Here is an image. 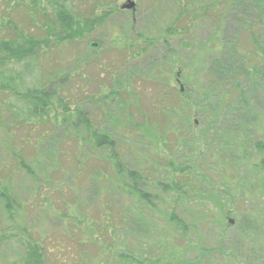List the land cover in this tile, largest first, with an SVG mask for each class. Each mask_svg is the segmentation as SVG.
I'll list each match as a JSON object with an SVG mask.
<instances>
[{"label": "rangeland", "instance_id": "obj_1", "mask_svg": "<svg viewBox=\"0 0 264 264\" xmlns=\"http://www.w3.org/2000/svg\"><path fill=\"white\" fill-rule=\"evenodd\" d=\"M102 1L103 11L110 14L106 22L75 47L77 59L70 50L60 56L63 67L59 71H71L70 81L62 90L71 94L74 89L80 99L78 104L94 125L114 136L122 151L124 167L140 172L145 181L140 191L149 194L152 205L139 202L136 197L117 194L110 183L84 176L76 180L73 174H65L57 168L55 172L49 171V188L45 183L41 187L35 184L40 181V174L33 180L32 176L36 175L20 174L11 179L15 196L31 206L26 210L22 226L33 237L41 241L47 238L48 242L51 237L63 239L60 234L65 229L71 238L79 239L85 246L83 249L89 255L86 264H121L120 255L129 259L124 261L127 264H264V169L257 180L228 152L233 134L250 135L252 129L255 134L264 133V84L260 83V89L252 96L260 104L250 103L253 111L261 112L246 124L223 113L225 110L217 109L216 113L214 109L197 110L191 104H201L203 93L212 99L228 89L227 83L216 91L212 85L211 76L217 71L212 65L215 58L220 72L226 69L237 74L239 70L240 57L231 53L229 47L222 53L217 43L230 41L235 35L237 40L248 42L244 32L247 27L250 33H260L261 37L259 26L264 22L255 16L250 17L246 25L235 19V22H224L226 31L220 32L214 44L211 22L193 23L184 17L180 19L185 26H191L189 32L179 39H167L164 31L178 16L174 0H130L132 9H122L127 5L126 0ZM83 8L88 13L94 11L96 17H101L103 12L92 4ZM172 23L180 25V22ZM240 25L241 32L238 31ZM262 30L264 32V28ZM143 40L151 41L148 51L130 58L143 47ZM83 74L87 78H83ZM183 74L189 77L183 80ZM116 76L120 81L116 86L120 88L116 89L119 95L111 101L104 97V92L107 82H113ZM174 87L185 94L191 111L167 114L164 120L155 115L153 106L160 95L168 94L173 98L169 88ZM212 114L216 115L212 117ZM166 120L168 122L164 123ZM142 122L145 128L134 127ZM205 129L206 133L199 136ZM68 133L65 127L55 130L54 141L46 144L51 151L41 156L45 168L54 152L57 155V152L70 151ZM88 151L83 150V155ZM246 153L248 158L254 159L253 151L247 149ZM63 157L58 155L61 165L66 164ZM5 159V152L0 149V169ZM171 159L179 167L189 168L184 169V174L193 183L178 199L159 191L161 183L158 182H166L168 176L164 164ZM100 168L98 170L107 174L108 165ZM89 170L92 174L98 173L93 171V164L89 165ZM105 207L112 208L106 218L111 217L113 221L118 218L117 210H121V230L108 229L110 224L106 221L107 235L99 237L97 227L104 220L100 213ZM47 210H50L48 214ZM170 213L185 224L183 231L168 225L166 219ZM61 215H66V220ZM72 224L75 225L71 233ZM2 228L5 243L1 262L11 264L18 249L21 251L19 231L8 224Z\"/></svg>", "mask_w": 264, "mask_h": 264}, {"label": "trees", "instance_id": "obj_2", "mask_svg": "<svg viewBox=\"0 0 264 264\" xmlns=\"http://www.w3.org/2000/svg\"><path fill=\"white\" fill-rule=\"evenodd\" d=\"M174 3L178 16L170 21L164 31L167 39H179L189 32L191 26H185L184 20L180 19L184 17L193 23L200 20L211 22V42L214 44L220 38V32L226 31L224 22H233L235 19L246 25L252 16L264 22V0H174ZM91 4L101 8V12L105 8L102 0H0V149L6 154L5 163L0 169V254L5 243V236L2 235L4 224L19 231L21 248L10 260L11 264H86V258L89 257L85 246L79 243V239L71 238L65 229L60 234L63 239L59 240L56 236L51 237V242H48L47 238L41 241V238L33 237L30 231L22 226L26 210L31 206L27 205L26 201L19 200L11 188V179L20 174L27 177L36 175L32 176V180L40 174V181L37 180L35 184L41 187L45 183L49 188V171L59 168L65 174H73L76 180L84 176L86 179L97 178L99 182L110 183L117 194L136 197L139 202L152 205L148 199L149 194L140 191L141 185L145 183L139 175L140 172L124 167L122 151L114 136L94 125L90 116L82 110L80 103L78 104L80 99L74 89L71 94L62 90L70 81L71 71H59L63 67L61 54L70 50L77 59L79 56L75 47L84 43L86 37L93 33L96 27L102 26L110 15L109 12L103 11L101 17H96L94 11H84L83 7ZM230 19L232 21H229ZM172 22H180V25ZM238 28V31H243L242 25ZM262 28L264 23L259 26L262 32L260 37V33L253 35L247 27L244 32L248 42L237 40L235 35L229 38L230 41L217 43L216 47L223 49L222 53L229 47L231 53L240 57H237L239 70H236L237 74L226 69L220 72L217 68L220 65L215 58L212 65L218 72L214 71L211 76L212 85L216 91L227 83L228 89L220 97L214 95L212 99L203 93L201 104L191 102L193 107L197 110L214 109L215 113L217 109L225 110L223 113L233 116L235 120L239 119L241 124H246L248 120L259 115L261 111H253L250 103L260 104V101L252 96L260 89V83L264 84ZM142 42L143 47L130 58L148 51L151 41ZM132 46L135 47L134 44ZM80 76L76 77V80H79ZM188 77L183 74V80ZM116 78L117 76L112 79L113 82H107L105 87L104 97L110 98L111 101L119 95L116 91L119 87L116 86L120 81ZM77 85L78 81L75 89ZM169 91L173 98L168 94L160 95L153 106L155 115L163 118L167 114L177 115L179 112L191 111L189 101L184 99L185 94L181 93L179 88H169ZM100 101L105 102L102 99ZM215 115L212 114V117ZM144 124H135L134 127L145 128ZM191 124L194 126V122ZM59 127L69 129L67 140L72 147L69 152H57V155L54 152L45 168L41 156L51 151L47 149L46 144L54 141L52 135ZM259 132L255 134L252 129L250 135L233 134L228 149L238 165L242 164L241 166L248 170L249 176L257 180L264 169V133ZM204 133L206 129L199 136ZM86 149L89 151L84 156L82 152ZM247 149L253 151L254 159L248 158ZM58 155L64 156L65 165L60 164ZM90 164L95 166L93 171L100 174H92V170H89ZM101 165H108L107 174L98 170ZM164 166L168 176L166 182H158L161 183L159 191L162 195L170 194L178 199L192 188V180L184 174V169L189 168L179 167L172 159ZM110 175H114L113 179L108 178ZM49 211H45L46 214ZM111 211L112 208L105 207L104 212L100 213L104 220L97 227L99 237L107 235L106 221L110 224L108 229L121 230V210H117L118 218L114 221L111 217L109 220L106 218ZM61 216L66 220V215ZM166 222L176 229H185V224L173 213L168 214ZM74 225L72 224L69 232H73ZM75 229L79 227L75 226ZM119 258L120 262L123 261L121 264H127L124 261H129L123 255ZM0 264H4L1 257Z\"/></svg>", "mask_w": 264, "mask_h": 264}, {"label": "water", "instance_id": "obj_3", "mask_svg": "<svg viewBox=\"0 0 264 264\" xmlns=\"http://www.w3.org/2000/svg\"><path fill=\"white\" fill-rule=\"evenodd\" d=\"M127 1V5H124L122 9H132L133 8V4L131 3L130 0H126ZM232 223V222H230Z\"/></svg>", "mask_w": 264, "mask_h": 264}]
</instances>
